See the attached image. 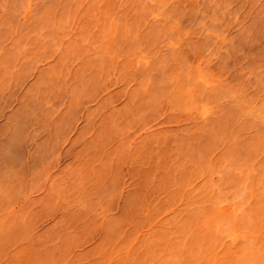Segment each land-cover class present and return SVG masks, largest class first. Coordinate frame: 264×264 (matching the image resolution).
Returning <instances> with one entry per match:
<instances>
[{
	"label": "rangeland",
	"instance_id": "rangeland-1",
	"mask_svg": "<svg viewBox=\"0 0 264 264\" xmlns=\"http://www.w3.org/2000/svg\"><path fill=\"white\" fill-rule=\"evenodd\" d=\"M10 1H11V4H13V9L15 11L11 15L7 14L8 8H7V5L5 4L6 0H0V19H1L0 20V264H12V263L13 264H86V263L88 264V262H90V264H93L92 262L94 260H95L94 261L95 264H106V263L109 264L111 261L113 262L114 260L113 259L110 261L108 259V258H111L110 256L108 258L106 257L107 255L104 256L107 258V259L105 258L106 262L101 257L103 261V262L101 261V263H100V260L97 259L96 261V258L94 259L95 256L97 257L96 254L100 256V254L97 251L101 246L102 247L104 246V248L105 246L106 248L109 247L108 250L110 251L111 246H112L111 244H114L113 241L118 242V243L115 242L116 247L119 246L118 244L124 241L123 243L124 245H120V248L123 246L124 247L127 246L125 245V241H128L129 243L128 242L126 243L132 244V246L131 245L130 247L128 246L129 249L131 248L130 251L126 247L125 248L123 247V248L128 250L130 253L131 250L132 251L134 250L132 249V247L135 245V242L137 244H141V246L142 244H146V245L148 244L149 241L147 242L146 239L149 237V235L146 233L145 234L146 236L144 235L145 239L143 238L142 235L145 232H148L150 234L151 232H153L154 230L160 227L156 224V222L159 223V221H156V218H159L160 221H162L163 219L168 220V218L166 219L167 213L165 210H167V212L169 211L168 215H170V213L172 214V212H170L171 211L170 209L175 207V201H177L176 195L172 196V194L170 193L167 194V192L171 191L170 188L174 187L175 183L173 184V181L169 182L168 179L170 178H168L167 176H169V174L173 172V170L175 172L176 170L177 171L179 170L178 171L179 173L177 172L178 174H181L183 170L178 165L179 162H177L178 164L175 163L177 167L174 169L175 165L174 164H173L174 166L170 165L173 161L172 162L166 161L167 158H169L170 153L166 151L167 147H165L166 146L165 143H164L165 146H163L165 147V149L161 147L163 150L160 149L159 144L157 145L158 146L157 148L160 149V151H158L159 149L157 150L159 152V155L161 156L162 155L165 156L167 154L169 155V156L167 155V157L165 156L166 159H164V157L162 156L164 161L169 163V165L165 164V165H168L167 167H162L164 166V163L162 164V161H163L162 157H160L158 153L156 154L157 156L154 153H152V152H155L156 150V146H155L154 151L151 150L152 144H154V141L152 138H154L156 134L159 132L160 135L158 134L154 138V139L156 138L159 139L160 136L166 130H168L169 132L168 136L169 134H171L170 132L172 131V134H173L171 135L173 136L172 142L173 140H175L174 141L175 143L176 141L179 143L181 138H183L184 136V132L182 133L183 129L186 132L187 130H189L190 128L189 126H191L192 128V125H188L189 128L188 129L186 128L185 130V127H187V124H190L189 122L192 121L194 118H191L190 116L192 120L189 119V122H187L188 120L187 119L186 120L187 124L184 122V119L186 118V116H184V119L180 121L179 120L180 116L179 118L176 117L180 114L176 113L175 111H172V109L169 108V106H167V102L164 103V101L162 100L159 101L160 97L158 99L157 96H159L158 94H161L163 90L160 91V93H157L156 86H154L155 87L154 90L156 91L153 90L154 87L151 88V86H148V85H151V82L150 84L147 85L148 87L146 88L145 95L149 93L150 96H155L154 98H156L157 101L160 102L161 104H166V106L163 105L164 106L163 108L167 107L166 111L171 110L168 112L165 111L166 113L171 112L170 114H172V112H175L176 116H175V119L173 118L174 120L173 125L169 123L171 120V117L169 119L168 116H166L167 117L166 119L167 120L169 119L168 120L169 126L167 125L168 123L162 124V122L164 121L166 122V119L164 117H161L162 114L159 111H162L165 114V112L163 111L165 109L160 110L159 107H157L159 109L158 110L156 108L158 110L157 112L160 113V114H157L156 109L153 108L154 103L156 101H154L153 105L151 106L153 109L150 108V110L149 109L148 110L150 112H153L154 110V112H156V119L158 116L159 118L161 117V119L158 118L157 120H155L154 119L155 117L152 118L150 116L151 114H148L149 111L145 107L144 108L146 110L143 107H137L136 108L137 111H134V108L131 109V107H133L134 105L135 106H139V105L137 104L132 105V102H127L129 103L128 105H130L131 103V107L126 105L127 104L126 101H130V99L128 100L127 98L131 97V101H134V99L132 100V94H131L132 92L136 91V89L134 90L133 84H132L134 81L133 77H132L133 79H131L132 83H130L132 85L130 87H132L133 89L132 91H129L131 88L130 87L128 88L126 85L128 84L127 80L129 82L130 80L125 78L127 80L124 79L125 82H123L122 80L124 76L121 75L122 79H120L121 77H116L118 76L117 74L116 76H114L115 74L114 71L116 72L117 67L114 66L113 68L112 65L108 63L107 65L105 63L104 67L106 68L104 70L105 71L107 70V72L103 71L101 69L102 67L100 69L102 70L103 73H107V76L102 75L103 73L101 74L102 75L101 76L99 75L101 73V70L99 69V65L97 66L99 69L97 73L95 74L92 73L94 70L92 69L93 70L92 71L91 68H89L90 73H88L84 66L85 64L83 63L84 65H82V61L84 60L83 62H85V58H86L85 56L86 55L88 56L91 54V53H88L89 51L92 53L97 52V49H94V52L92 49L99 47L100 45L99 43L102 42V41L99 42L100 40L99 37H102L99 35V33L101 35L103 34L102 33L103 31H100L102 30L100 29L101 28L100 25L102 24V26H104L106 22H109L107 24H110L111 22L108 20L109 19L111 20V18L113 17V14L115 15L118 13L116 12L117 10L120 11L123 9V13H121L122 11H120V13L123 14V16L127 18L126 20L128 22H131V24L133 22L132 20L129 21V19H133V20L137 19V21L139 20L138 22H135V25H133V26H136V28H138L137 27L138 24L144 23L142 19L147 18V21L145 23L152 24V25L154 24L155 26L156 22L158 23L160 20H162V17L160 16L164 17L166 15H160V16L158 15L156 16V19H154V21H151V19L153 18V15L156 14L155 12H153V14L152 13L149 14V15H152L151 17L149 16V17L143 18L145 14L144 15L141 14L142 12H138L136 9H135V13L133 12L134 6H132V2H130L129 0L128 1L130 2L132 6L131 9H129V6H128L129 4H125L127 0H114V1L112 0V2L110 1L111 5L109 6L110 3L108 4L109 7L106 6L107 8H104L102 11H100V13L104 11L103 15H105V12H107L106 9L113 11V13L111 12L112 15L108 13L110 11L107 12L106 15L108 17V20H107V17H104L103 15H102L103 16L102 18L99 12H97V14H100L99 16H97V14L96 16L94 15L96 18L95 19L94 16H92L94 14L92 13L94 12V7L91 6L93 8V9L91 8V10L93 11L88 12V14L89 13L92 14V15L90 14L89 15L94 18V21H91V22L95 24L98 22V24L100 25H96L91 28H86L85 30L88 31V36L86 37V35L84 36V34L87 32L83 33V31H85L84 28L86 26L88 27L89 24L87 25V22L86 23L82 22V20L84 18L86 21L87 17L85 18L83 16L82 20H76V21H79L78 23L80 25L78 23H75L74 21L78 17V13H79L78 11H81V16L83 13H86V12H82L81 8L79 7L81 5L78 4L77 6L76 4H74L75 2H77L75 0H10ZM63 1L67 4L66 7L64 3L62 4L64 5L63 10L66 8L69 11L65 9L67 13H65L64 12L65 10H64L63 11L64 13L62 12V14H64L62 17L64 18L65 16L67 17L70 15L68 19V23L67 22L66 23L69 25L72 22V19H74L73 20L74 24L71 23L70 25L73 24L75 26L76 24V26L68 27V25L66 24V27H65L64 25H61L63 26L61 31L59 30L60 27H58V29L53 30V31L49 29H45V28L40 29L39 31L41 33L44 30V32L42 33L43 42H44V37L46 39L48 38L47 40L49 41L44 42V43L42 42L40 47L36 46L37 43H34V41L32 40L34 39L37 33H38V36L40 35L38 39L41 38L42 34H39L40 32H38V29H37V33L33 34V31L35 33V30H36L35 29L36 25H34V22H37V18H39V20L42 19V21L45 23L48 22L50 17L58 16L60 18V12H61L60 7L62 6L61 2ZM97 1H94V2L96 3ZM103 1L104 0H102L101 3H103ZM108 1L105 3H108ZM121 1L123 5H126L128 7L123 6L122 3H120ZM151 1H152L150 3L151 5L155 4L154 8L152 7L153 5L152 6L150 4L146 5V3L143 4L144 3L143 1H142L143 2L142 4L145 6H149V9L147 7L148 10H150V7H151L150 11L152 10L154 11V9L158 10L157 8L160 5L157 7L156 2H154L153 0ZM170 1L168 2V0H166L165 2L173 4V7L176 6V8H178L180 12H182L181 14L182 16H180V13H179V17H176V18H179V20L175 18L176 20H178L177 22H180V19H181L180 17L183 18L184 15L186 17L185 19L183 18L184 21H182V23H180L179 25L182 30H180V27L178 26V24H177L178 28L174 26L176 25L177 22L173 24V27H175L177 30H179L182 33V35L180 34L181 36L184 35L182 38H184L187 35L186 33H189L187 35L188 40L181 38L182 39V40L180 39L181 41L180 40L176 41L179 43V45L181 44L180 46L182 47L181 49L180 46H178L176 43L177 47L175 48L177 49L180 48L179 52L178 51L177 52L180 53V51L182 50V53H181L182 55L184 53L183 51L185 50L184 49L185 46L183 45V43L184 44L186 43L185 45L188 48L189 46H187V44H190V42L194 41L193 42L194 44L193 43L191 44L193 47L191 48L190 46L189 49L190 48L191 49L188 50L192 52L191 54L190 52L187 51V48L185 47L186 48L185 52L186 51L188 52V53L186 52L187 57H185L187 58V63H188L187 66L190 64L189 67L191 66L192 68L194 67V69H196L195 68L196 62H197V65H199L198 68L201 67L202 70L203 68L204 70L208 69L206 67L208 66L210 71H207V73H211V71H213L216 77L213 74H209V76L211 77V75H213V77L218 78L217 79L218 84H219L218 86L215 84L216 82L215 83L212 82V84H214L217 88L219 87L220 89L222 85H228L232 89H234V87H236L237 89L239 88L241 93H243V96L247 95L248 97H250V99L253 98L255 100V103H258L256 101V98L264 94V91H263L264 88L262 87L261 89L263 93L259 89L261 87V85L259 86V84L262 82L260 81V83H258L256 81V79L260 80L261 78H262L261 80L264 81V0H226V2L224 0H221L223 2L220 3L219 1L220 4H218V7H216L217 1H215L216 3L215 7H213L214 5L213 3H211V0H210V3L213 6L210 5L207 0H197L200 4L197 3L196 0H194L196 1L194 5L191 4L192 1L190 2V0L189 2H187L188 0H179V2L178 0H173V1L170 0ZM71 2H73L74 5H76V7L74 6L75 9L71 8L72 6ZM97 3H100V0ZM97 3L94 4V6L97 5ZM120 4L122 6H120ZM134 4H137V2L136 3L134 2ZM170 4H169V8H170ZM198 4L200 6L196 7V5L198 6ZM27 5H29L30 10L29 9L25 10V7ZM47 5H50L51 7L49 8ZM201 5L206 8V10H204L205 12L203 11V9L205 8H202ZM101 6L103 5L101 4ZM101 6L100 8H102ZM112 6L113 8H111ZM119 6L121 7V9H118ZM190 6L193 8H190ZM78 7L80 10L78 9ZM95 7L97 10V6ZM200 7L202 9H199ZM194 8H195V11L196 9H199L200 11L202 10L203 14L201 15V13L200 14L198 13V15H196L197 14L196 12L198 11L196 12L193 11ZM72 9L74 11L77 10L76 12L78 13L76 12L74 13L73 11L71 12ZM145 9L146 8H144L143 13L146 12ZM190 9L196 14H194L193 12H190ZM212 9H217V11H213ZM42 10H45V12H43ZM50 11H51V15H49ZM172 11L175 13V8L170 10L169 17L171 15L172 16L174 15V14H171ZM213 12L220 14V15L218 14L215 15V17H218V20L214 17V15L208 18L207 15L209 14L210 16L213 14ZM88 14H86L85 16H88ZM204 14L206 15L204 16ZM118 16L119 17H117V19L121 17L122 20H124V17H122V15H118ZM172 16L171 18L174 17ZM197 16L198 17L204 16L205 18L207 16L209 23L207 21L206 23L210 25L208 26L209 30L207 28L208 24L206 23L203 24L202 21L205 22L204 20L199 22L200 17L197 18ZM66 17L65 19L67 20L68 17L67 18ZM166 17H165V20H166ZM93 18L91 19V17H89L88 19L93 20ZM157 18H158V21H157ZM171 18H169L170 20L168 18L167 19L171 21ZM188 18H191V19H188ZM3 19H6L8 22H5ZM113 20L115 21L114 17H113ZM113 20H111L112 23H113ZM165 20L160 21L162 22L160 23V25L161 24L164 25V22H166ZM63 21L65 22V20ZM124 21L121 22L120 20L122 25L124 24ZM169 21L166 22V25L167 23H169ZM85 24L86 26H84ZM202 24H203V27H202ZM152 25H149V26L151 27ZM169 25H172V23H170ZM197 25H201L199 26L201 30H205V31L208 30L206 31L208 34H205L206 37L202 35L201 32L203 31L198 29L199 27H197ZM82 26H83V30L81 28ZM90 26H92V24H90ZM143 26L148 27V25L146 24ZM150 27H148V29H146L145 27V30H149ZM151 28H154L153 31L155 32L156 27H151ZM139 31L137 32V35L138 33H142L141 29ZM151 31L152 30H150V32ZM162 31H161V36L164 37V40L168 38L169 39L171 38L173 40L175 39L173 37L177 34L176 33L175 35H173L175 33L173 30L172 31L174 33L171 32L170 30L169 32H166L167 31L166 30L164 31L165 33H167L166 36L169 35L168 33L170 32L171 33L169 37L165 39V35L163 34L164 32ZM209 31L211 35L214 32H217L215 34L219 33L220 36L222 37L221 39L223 40L222 41L220 40L221 42L218 41L215 38L216 35H214L215 37L211 35L209 36ZM150 32L149 34H152L150 35L151 37L155 35V33H157V32L155 33L153 32L150 33ZM206 32H203V33H206ZM143 33H144V29H143ZM147 33L148 32L146 31V34ZM199 33L205 38L201 37ZM82 34H83V38H82ZM149 34L146 35L147 36L146 41L148 40ZM198 34H199V37H201L204 41L201 38H200L201 40L199 39ZM142 36L143 34L141 35V39H143L145 43L146 42L144 39L145 35L143 38ZM191 36L192 37L194 36V40L191 39L192 41L189 39L191 38ZM153 37L157 38L158 33ZM209 37H212V38H209ZM138 38L139 37H137V39L136 37L134 38L136 40L135 44L139 43L140 41L139 43L140 46H144V45L146 46L147 42L144 44L141 42L142 40L141 39L139 40ZM150 39L152 38L149 37V40ZM153 39L154 41L157 40L155 38ZM159 39L158 41H156L158 44L160 43L159 41L163 40V38L162 40H159ZM195 40H197L198 42L200 41L199 44L202 43L201 48H199V51L201 52L202 50L203 52L202 55H199L202 52L199 54L197 52V55L196 53H193V51L194 52L198 51V47H199V44H197L198 42L195 44L196 42ZM187 41L189 43H187ZM156 42L153 43V40H152V42L150 43L155 44ZM226 42H230L231 45H229V43L227 45ZM162 43H160L161 46L162 45L165 47L169 46V45L166 46L167 44H169V43L166 44V41H164L166 45ZM139 44L137 45L139 46ZM147 44L149 46L152 45V44L150 45L149 43ZM160 44L158 45L159 47H161ZM115 45L116 47H118L119 50H122L124 54V50H123L124 47L121 46L123 48L120 49L119 46H117V44ZM155 45H153V53L150 50L151 49L150 47L146 48L144 46L146 50L148 49V51H144V53L146 52L145 53L146 57L143 54L146 60L149 58L147 60L148 64L149 62H151L149 60H152V58L154 59L155 54L158 55L157 59H160L159 61H157L158 64L162 59H164L165 61H166L165 58H168V60L171 59V55H170V59H169V56L162 58V56H164L162 53L166 52V49H164L165 51L163 50L164 51L163 52L161 50V48L163 47L162 46L160 48L162 53L159 51L160 52L159 54L158 52L159 49H157V45L156 46ZM126 46L127 45L125 44V47ZM138 46L137 47L136 45L134 46L135 47L134 50L137 51L136 57L143 52V51H139L141 50L139 49L141 47L138 48ZM101 47L102 46L100 45V49ZM196 47H197V50L195 49ZM154 48L157 49L156 51L157 53L154 52ZM124 49H127V48H124ZM116 51L114 53V56H116L115 54L118 55V51L117 52ZM150 51H151V55L149 53ZM84 53H85V56H84ZM147 53L149 54L147 55ZM167 53H168V50H167ZM119 54H121V52ZM123 54L120 56L121 57L124 56ZM198 55L199 57L201 56L205 60L204 63H202L203 59H201L202 61H199L201 57L200 58L197 57ZM126 56H128V54ZM121 57L119 58V55H118L117 58H119L120 60ZM129 57L125 59L126 65L123 64L125 62L124 61L120 63V66L125 65L123 66V69H124V67L128 66L130 63L131 64L130 66H133L132 72L130 73L131 70L128 71L129 70L128 68L130 67H127L126 71L123 69L120 70V68L118 67L119 71H117V72L125 71V73L128 71L130 73V74L127 73L129 75L128 78H130L131 74H132L131 76H134L133 75L134 68L136 69V67L137 68L141 67V66L135 65V63H138V62H135V59L128 60ZM195 57H196V60H195ZM117 58L116 60H118ZM132 58H135V57H132ZM197 58H198V61L201 63V66H200V63L197 61ZM27 59H30V60H27ZM123 59L124 58L122 57L120 61H122ZM140 59H142L141 60L142 63L145 62L144 64L145 65L147 64L146 60H144L143 62V58H141V55H140ZM190 59L195 60V63H193L194 61L193 62L190 61L189 63ZM113 60L117 62L115 59ZM128 61H131V62L128 63ZM154 61H156V59H154ZM115 62L113 63L115 64ZM118 62L116 64H118ZM208 62L209 64H207ZM89 63L90 62H87V64L90 66ZM216 63H218L219 66ZM95 64L97 65L100 63L97 62ZM96 65H95V69H97ZM102 65H104V63H102ZM134 65L136 67H134ZM81 66H84V69L86 72L84 71L83 68H81ZM92 66L93 64H91V67ZM143 66L144 65H142V68H140V70L144 69V67L146 69L147 65L144 67ZM158 66L159 65H157V67ZM57 68L59 69V72L61 73L60 76H59L60 73L59 72L57 73L58 71ZM78 69H79L78 72L81 71L83 73L76 72ZM112 69L113 71H111ZM108 70H110L112 74L110 72L108 74ZM149 70H152V69H149ZM204 70L202 72H205L206 74V71ZM54 71L56 75L55 73H53ZM157 71L156 72L154 71L155 75L153 74L154 72H150V73H152L155 76V78L158 76L157 77V81H158L160 80L159 79L160 76L156 74L158 73ZM147 72H148V69H147ZM215 72L218 74H216ZM139 73L140 72H138V74ZM90 74H93V75H90ZM138 74L135 73V78L137 80L143 76L140 73L141 77H139L140 75ZM152 74H151V77H153ZM52 75L54 77L53 80L51 79L53 78ZM81 75L82 76L85 75L84 78L90 75V77H87V80L89 78L91 79V80L89 79L90 82L88 81L87 83V80H85ZM136 75L139 78H137ZM260 75H263V77ZM48 76L49 77L51 76V77L49 78ZM58 76L59 78H57ZM127 76L125 75V77ZM259 77L261 78L259 79ZM44 78H46L45 81H44ZM149 80L150 79H148V83H149ZM153 80H155L156 82V79H153ZM214 80L217 81L216 79ZM139 81L140 80H138V82ZM42 82L43 83L46 82V85L44 83V86H42L43 85ZM160 82L161 80L158 83L159 87L161 83H163V78H162V82L161 83ZM90 84L93 86L89 87ZM137 84L138 83H135L134 81V85L137 86ZM154 84L155 83H153V85ZM85 85L87 86V88ZM163 86H162V89H163ZM165 86H164V89H165ZM254 86H256V88L258 86L257 89H259L258 93L259 94L261 93L260 95H258L257 91H254V88H255ZM211 89L213 88H209V90ZM117 91L119 92L117 93L119 97L117 94L114 93ZM73 92H77L79 94L73 95ZM109 93L111 94V97ZM211 96L212 95H210V97ZM214 96L215 95H213V98ZM217 97L218 96L216 95V98ZM263 97L264 96L261 97L260 102L261 100H263L262 99ZM133 98L137 99L138 97H133ZM259 98L257 99L258 101H259ZM142 99L143 100H141V102L144 101V98ZM220 99L223 100L224 98H221L220 96V98L216 102L221 103ZM200 100H205V103L206 104L208 103V105H206L208 110L213 108L214 105L216 104V102L213 101V99H210L208 95L205 96V99H200ZM139 101L137 102V100H135L133 103L136 102V103H140L141 105V102ZM225 101L226 103L224 104L225 105L224 108L229 109L228 104L230 103V105L233 104L230 106L232 109V106H234V102H232L233 100L231 101V100L226 99ZM214 102L215 104H213ZM160 103L156 102L155 104L157 106L158 104L160 105ZM199 103L200 105H203L204 101H200ZM223 103H221V105ZM217 105H215L214 109H216ZM121 108H123L122 109L123 111H120ZM139 109L141 111H139ZM214 109H211V110L214 111ZM222 109L220 113L221 114L223 113L224 115H226L225 114L226 112L227 117H229L227 118L228 121H226L227 120L226 117H225L226 120L223 118V120L226 121L227 124L225 123V127L224 129L222 128V130L225 131L230 125L231 126L229 128L231 130L234 129L232 128L233 126L236 129H238L239 124L237 125L234 123L235 122L242 123L244 120L240 117L237 111L234 110L235 107L233 108V110L236 112L235 115L238 118L236 116H233L235 112L232 111V113L234 112L232 114L230 111L231 109H229L228 111L226 109L225 110L223 109L225 112L222 111ZM112 110H114V112ZM116 110L119 112H116ZM127 110H129V113H127V115L128 114L130 115L125 116L124 113H126ZM211 110L208 112L209 113L211 112L210 114L212 115L213 112ZM218 110H220V108H218ZM121 112L122 113L124 112L123 113L124 115H121ZM216 112L217 111H215V113ZM208 114L203 115V116L198 115L195 117V118L201 119L202 122H204V125L202 126L201 125L199 126L198 124L196 126L195 124L196 130H199V131L202 130L203 132L201 133L204 134V130L207 127V129H211V130L206 129L209 135L210 133L208 131H213V132L215 130L217 132L221 131L219 130L221 128L218 127V125L221 126V124L220 122H218L219 124H217V121L215 119H213L214 120L213 127L215 129L211 126V123L209 124L208 119L210 118H207ZM152 115H155V113L154 114L152 113ZM193 115L195 116L197 114H193ZM211 115H210L211 118L214 117V114L212 116ZM231 115L235 117V119H232ZM182 116H181V119H182ZM215 118H216V114H215ZM217 118L219 119V116ZM197 120L195 123L198 122ZM194 121H192L191 124H193ZM224 121H221V122L224 123ZM179 122H182V123L179 124ZM164 124L167 126H165ZM184 124H185V127L183 126ZM162 125L163 127H166L164 128L165 131L163 130ZM208 125H210L212 128ZM180 126L183 127V129L180 128V131L182 130L181 131L182 137L177 136L178 134L181 135L180 131L178 132V128ZM170 127L172 130L170 129ZM175 127L177 128L178 134L174 131L176 130ZM236 129L234 130L236 131ZM153 130H156L154 131L155 133L153 132ZM231 130L230 131L229 129L226 130V131H229V135H230ZM190 131H193V130L191 129L188 132ZM235 131L233 132L235 133ZM147 133H148V136L150 134L151 135L148 137L147 135H145ZM152 133H154L155 135ZM218 134L222 135L220 132ZM186 135H187V132L184 138L190 139L193 134L187 135V136ZM144 137H147V138L152 137V138L147 139ZM202 137L201 138L198 137L197 139V138H194L193 136V139L195 140L197 139L196 141H198L199 138L202 139ZM168 140L170 139H166L167 143L169 144ZM146 141L148 142V144ZM186 141L189 142V140L187 139ZM186 141L184 140V142ZM192 141H193L192 143L193 145L191 146L190 144ZM192 141L189 142V144L186 142L188 146H185L184 149L182 148L181 150L182 155L183 154L186 155L187 153L191 155L193 152L195 154H197L196 152H198L201 155V150L203 149L202 148L201 150L199 149L201 146L197 148V144L195 145L194 140ZM206 141L208 142V139ZM206 141L202 140V145H204ZM161 142L163 145V141ZM184 142L183 143L180 142L179 146L180 147L183 146L182 144H184ZM128 143L130 144L128 145ZM175 143L174 144L170 143L172 145H169V147L173 145L176 146L177 143L176 144ZM199 143L200 142H198V145H201V143L200 144ZM125 146L126 147L128 146V148H131L132 151L134 149L132 147H136L137 150L134 149L133 151L135 154L133 153L134 155L133 154L130 155L132 153L130 149L128 151V153L131 151L129 154L125 153L126 152L124 149ZM169 147L167 148V150L169 149ZM192 147H195L194 151L193 149H191ZM207 147L208 145L206 146V148ZM209 147L213 148L211 144ZM219 147L222 148V146H219ZM196 148L198 149V151H196L197 150ZM220 148H219V154L221 152ZM171 149L173 150V154H174L175 150L173 149V147H171ZM185 149L187 153L186 152L183 153ZM207 149L203 150L202 154L203 153L204 154L202 156L206 155L208 157L209 155V159L206 158V156L205 158L207 160L205 158L202 159L203 157L200 156V158L202 157L201 159L203 160L201 164L205 163L206 165L207 161H209L208 163H210V154H211L210 151L212 152L214 151L213 150L207 151ZM5 151L6 152L9 151V152L5 153ZM176 152L177 151H175V153ZM178 154L179 153L177 152V154L175 155H178ZM212 154L213 156L216 155V151L215 153H212ZM180 156L178 155L177 157L179 158ZM191 156L195 157V155L193 154ZM170 157L173 158L174 155L173 157L172 156ZM196 157H199V156L197 155ZM159 158L162 160L161 162ZM171 158L168 159V161L171 160ZM216 158H218V156ZM175 160H178V159H175ZM205 160L206 162H204ZM164 168H165V171L166 169L170 171V172L167 171L166 175L165 173L163 174ZM217 175L219 174H216L213 177V179L216 180L215 182H219L218 177L220 178V176H217ZM152 180H153V183H150L152 182ZM201 182H202V179H201ZM166 183L168 186L170 185L169 186L170 190L167 188L168 186L166 185ZM153 184L157 186H154ZM194 184H196V182ZM197 185H198V182H197ZM155 188L156 189L160 188V190L159 189L156 190ZM164 189H167V190H164ZM54 191H56V193ZM173 191L174 190H172V192ZM181 196H182L181 194H178V199L180 197V200H181L182 199ZM169 200L171 201L170 209H168ZM160 203L163 205H160ZM156 204L158 206H155ZM178 206H179V203H178ZM175 208L178 209L177 207ZM179 208L180 210L182 208L181 202H180ZM162 216H165V218L163 217L162 219L161 218ZM151 219H153L154 221L153 220L151 221ZM152 223H155V225L157 226H155L154 228V225ZM149 224L153 225V227L151 228ZM118 240L121 242H119ZM104 243H106V245H104ZM107 243L110 245H108ZM115 245L113 246L115 247ZM148 246H152V244H148L147 247ZM137 247H139V245ZM105 249H102L101 256L103 252H107V251H103ZM143 249L141 248L140 250L142 251ZM120 250H123V249L121 248ZM118 251L119 250H117V252ZM133 252L131 253L132 256L134 255ZM138 252L139 251L137 250L136 253L139 254ZM112 253L111 251L109 252L110 255ZM115 253L114 255L113 254L112 255L115 256ZM146 253L149 254L148 252ZM122 255L124 254L119 253L117 256L120 257ZM113 256L112 258H115L113 264H115L118 261H116V257H113ZM134 257H132L131 259H133ZM136 257H135V260L137 259ZM135 260H133L131 264H134ZM120 261H122V259H120ZM128 261L129 260H127L126 262L128 263ZM126 262L125 263L121 262V264H127ZM139 262L140 261L138 260L137 264H139Z\"/></svg>",
	"mask_w": 264,
	"mask_h": 264
},
{
	"label": "bare ground",
	"instance_id": "bare-ground-1",
	"mask_svg": "<svg viewBox=\"0 0 264 264\" xmlns=\"http://www.w3.org/2000/svg\"><path fill=\"white\" fill-rule=\"evenodd\" d=\"M75 1H77V2H75L74 4H76L77 6H78V4L79 5H81V6H83V7H81V6H79L80 8H81V10H82V12H86V13H83L82 14V16H81V11H78V12H76V11H74L73 9L71 10V12L73 11L74 13L76 12V13H78V17L74 20V19H72V22L71 23H73L74 24V22H73V20L75 21V23H78L79 21H76V20H82V18H83V16L86 18V21H85V19L83 18V20H82V22H87V25H88V27L86 26V24L84 25V26H86L85 28H84V30L86 29V28H91V27H93V26H96V25H100V24H98V22L95 24V23H92L91 21H94V18H95V16H96V14H97V12H99L100 13V11H102L104 8H107L106 6H108V4H109V6L111 5V2H112V0H104L103 1V3H101L102 2V0H100V3L103 5V6H101V4L100 3H97V2H99V0L97 1V0H85V1H83V0H75ZM94 1H97L96 3H97V5H95V6H97V10H96V7L94 6V4H96ZM108 1V3H105V2H107ZM111 1V2H110ZM114 1V0H113ZM130 2H132V6H134V13H135V9L138 11V12H142L141 14H145L144 16H143V18L145 17H151L152 15H149V14H153V12H155L156 14H154L153 15V18L151 19V21H154V19H156V16H160V15H166V16H160V17H162V20H165V17H166V22H168L170 19L169 18H171V16L169 17V13H170V10L171 9H174L175 8V13L173 12H171V14H174L172 17L173 18H171V21H169V23H167V25H166V22H164V25L163 24H161V25H163V26H161L160 25V23H162V22H160V21H162V20H160L158 23L156 22V20H155V26H154V24L152 25V24H147V23H145L146 21H147V18L146 19H142L143 21H144V23L146 24V25H148V27H150L149 25H152L151 27H156L155 28V32H157L158 33V37L160 38H158L159 40H162V38H163V40H164V37L163 36H161V31L162 30H164V31H166V32H169V30L171 31V32H173L172 34L173 35H175L176 33V35L173 37V36H171V37H173V38H175V39H166L167 37H169V35H170V33H168L169 35H167L166 36V34L167 33H165L164 31H162V32H164L163 34L165 35V39L166 40H164V41H166V44L167 43H169V44H165L164 43V41L162 40V41H159L160 43H164V45H166V46H168V47H165V46H161V44H160V46L163 48H161V47H159L158 45V43L156 42V41H158V39L156 38V37H153V36H155L157 33H155L153 30H154V28H151L150 27V29L149 30H145V27H146V29H148V27L147 26H143V25H145L144 23L143 24H138V28H136V26H133V25H135V22H138L137 21V19H134V20H136V21H134L133 19H129V21L130 20H132V22L134 23H132L131 24V22H128L126 19L127 18H125L124 16H123V14H121V13H123V9L122 10H120V11H122L121 13H120V11H116V12H118V13H120V14H118V15H122V17H124V20L126 21V23H125V21L124 20H122V18L120 17V18H118L117 19V17H119L117 14H113V17H114V19H115V21L113 20V17L112 16H110V15H108V16H110V17H112L111 18V20H113V23H112V21L109 19L108 20V17H107V12L108 11H110V12H108V13H110L111 15H112V13H113V11H111V10H107L106 9V11L107 12H105V15H103L104 14V11L102 12V13H100L101 14V17L103 18V16L104 17H107V20L108 21H110L111 23L110 24H107V23H109V22H106V24L104 25V26H102V24L100 25V29H102V30H100V31H103L102 33V35L99 33V35L100 36H102V37H99V42L100 41H102L101 43H99L102 47H101V49H100V45H99V47H96V48H93L92 50H93V52H94V49H97V52H94V53H92V52H88V53H91L90 55H86L85 56V53H84V56L86 57L85 58V62H83L82 61V65H84L85 66V68H86V71L88 72V73H90V69L89 68H91V70L93 71L92 73H97L98 71H99V69L101 68L103 71H105L104 69L106 68V67H104L105 66V63L107 64H110V65H112L113 66V68H114V66L115 67H117V69H116V72L114 71V76H116V74L118 75V76H116V77H121L120 79H122V76H124V78H123V82H125L124 81V79L125 78H127V79H129L130 80V82L127 80V79H125V80H127V82H128V84H129V86H128V84L127 83H125V84H127L126 86L129 88L130 86H132L130 83H132V80L131 79H133L134 78V81H135V83H138L137 84V86L136 85H134V81H133V88H134V90L136 89V91L135 92H132L131 94H132V100L134 99V101L135 100H137V102L139 101V102H141V100H143L142 98H144V101H142L143 102V104H142V102H141V105H143V106H141L140 105V103H133L134 101H131V97L130 98H127L128 100L130 99V101H126V103L127 102H132V105H134V104H137V105H139V106H133V107H131V103H130V105H128L129 103H127L126 105L127 106H130L131 107V109H133L134 108V111H137V107H145V108H147V110L149 109L150 110V108L151 109H156L157 107H159V109L160 110H163V109H165V110H163L164 112L166 111V108L167 107H165V108H163L164 106L163 105H165L166 106V104H161L160 102H158L157 101V99L156 98H154L155 96H150L149 95V93L148 94H146L145 95V92H146V88L148 87V86H151V88H153L154 86H156V90H154L155 89V87L153 88V90L154 91H156L157 93H160V91H162L161 92V94H158L159 96H157L158 97V99H159V97H160V99H159V101H164V103L165 102H167V106H169V108H171L172 109V111H175L176 113H178V114H180V115H178V116H176V114H175V112H172V114H170L171 112H169V113H166V112H168V111H171V110H168V111H166L165 112V114L162 112V111H159L161 114H162V116L161 117H164L165 119L167 118L166 116H168L169 117V119H170V117H171V120H172V122H171V120H170V122L169 123H171L172 125H173V122H174V120H173V118L175 119V116L176 117H178L179 118V116H180V118H179V120L180 121H182L183 119H184V116H186V118L184 119V122L186 123V120H187V122H189V119L190 120H192L191 118H194L195 119V121H194V119L192 120V121H194L193 122V124H191V122L192 121H190L189 123L190 124H187V127H185V124L183 125L184 127H185V130H186V128L188 129L189 127V130H193V131H190V132H188L189 130H187L186 132H187V135H191V134H193L192 135V137L190 138V139H188V138H186L187 140H189V142H191L192 140H194V144L196 145L197 144V148H199V146H201L199 149L201 150V148L203 149V150H206L209 146H210V144H211V146H213V148L212 147H209L208 149H207V151H210V150H213L214 152H212V151H210V153L212 154V153H215V151H216V155H214L213 156V154L211 155L210 154V163H208L209 161H207L206 162V158H208L209 159V155H208V157L206 156V158H205V156H202L203 154H202V152H203V150H201V155H200V153H198V152H196L197 154H195L194 152L192 153L193 155H195V157L194 156H191L189 153H187L186 152V149L184 150V152L183 153H187V154H189V155H182L181 153V150H182V148L184 149L185 148V146H188L187 144H186V142L189 144V142L188 141H186V139L184 138V136H185V134H186V132L184 131V129H183V127H179L178 128V132L180 131V128H182L183 129V131H182V133L184 132V136H183V138H181L182 137V133H181V131H180V134L181 135H179L178 134V132H177V128H176V130H174L177 134V136L179 137V136H181L180 138H181V140H180V142H184V140L186 141V142H184V144H182L183 146H179V144H180V142L178 143L177 141H176V143L174 142L175 140H173V142H172V138H173V136H171V135H173L172 134V131L170 132L171 134H169V136H168V130H164V128H166V127H163V125H162V128H163V130L165 131V132H167V133H161L162 135L160 136V138H162V137H164V138H162V139H158V138H156V139H154L158 134L160 135V133L158 132H156L157 134H156V136L154 137V138H152L153 137V135H152V137H150V138H147V137H144V138H147V139H153V141H154V144H152V147H151V150L152 151H154L155 150V146H156V150H155V152H152V153H154L155 155L158 153V155H159V152L158 151H160V149H162V148H164L165 149V147H169V145H172V144H170V143H175L176 144V146H171V147H173V149L175 150V151H177L179 154V158L181 159H179L177 156L178 155H175V154H177V152L175 153V151H174V154H173V150L171 149V147H169V149L167 150V148H166V151L168 152V153H170L169 155L170 156H172L173 157V155H174V157L173 158H171L168 154V156H169V158H167V162H172L170 165H175V167H174V169L177 167V165L175 164V163H177V162H179V166L182 168V170H183V172H181V174H178L179 172V170L177 171L176 170V172L173 170V172H171L170 174H169V176H167L168 178H170V179H168L169 180V182L171 181H173V184L175 185L174 187H172V188H170L171 189V191H168L167 192V194L168 193H170V194H172V196L174 195H176V200L177 201H175V207H177L178 209H179V211H178V209H176L175 207H173V208H175V209H170L171 207V198H170V200H169V204H168V207H166V208H168V209H170L171 211L170 212H172V214L170 213V215H168L169 214V211L167 212V210H165L166 211V213H167V217H166V219L168 218V220H164L163 219V217L165 218V216H162L161 218L163 219L162 221H164V222H162V221H160L159 220V218H156V221H159V223L158 222H156V224L158 225V226H160L158 229H156V230H154L153 232H151V231H149V232H151L150 234L148 233V232H145L142 236H143V238H144V235L147 233L148 235H149V237L146 239V241L148 242V244H152V246H148L147 247V245L146 244H142V246H141V244H137L136 242H135V247L133 246L132 247V249H134L133 251L135 252H133L132 250H131V252L129 253V251H130V249L128 248V246L130 247V245L132 246V244H128L129 242L128 241H125V245H127V246H125L128 250H126V249H124L123 247H121L123 250H124V252H123V250H120L121 248H120V245H124L123 243H124V241H119V242H121L120 244H118L119 246H117L116 247V245H115V242L116 241H113L114 242V244H111L112 246L113 245H115V247L113 246V248H115V249H113L112 248V246H111V253L114 255V253H115V256H113L112 254L110 255L109 254V247L108 248H106V246H105V248H104V246L102 247H100L99 249H98V253L100 254V256L98 255V254H96L97 255V257L95 256L94 257V259L96 258V261H97V259L98 260H100V263H101V261H102V258H103V260L105 261L109 256L112 258V256L113 257H116V261H118V262H116L115 264H121V262L122 263H125L127 260H129V261H131V262H129L128 261V263L129 264H131L132 263V261L133 260H135V257L137 258L134 262L137 264L138 263V260L140 261L139 262V264H264V97L262 98L263 100H261V102H260V99H261V97L262 96H264V94L261 96L259 93H258V90L260 89H262V87L264 88V81H262L261 79V77H259V79L260 80H258V79H256V81L258 82V83H260V81L263 83H260L259 84V86L261 85V87L259 88V89H257L258 88V86H257V88H256V86H254L253 88H254V91H257V93H258V95H260V96H258V98H259V101L257 100L258 98H256V96H255V98H256V101L259 103H255V100L252 98V99H250V97H248L247 95L246 96H243V93H241V91H240V89L238 88H236V87H234V89H232V88H230L228 85H222L221 87H220V89H219V87L217 88L214 84H212V82L213 83H215L217 86L219 85L218 84V78H215L216 77V75L214 74V72L213 71H211V73H207V71H210L209 70V67L208 66H206L208 69H205L204 70V68H203V70L204 71H206V74H205V72H202L203 70H202V68L200 67V68H198L199 67V65H197V62L195 63V60H196V57H195V60H189V63H190V61H194L193 63H195V68L196 69H194V67L192 68L191 66L189 67V65L187 66V58H185V57H187L186 56V52L188 51V50H190L193 46L191 45L194 41H192V40H194V36L192 37L191 36V38H189L192 42H190V44H187V46H191V48L189 49V47L187 48L186 47V43L184 44L183 43V45L187 48V51L185 52V50H186V48L184 47V53L181 55V53H182V50L180 51V53H178L179 52V50H180V48L182 49V47L179 45V43L178 42H176L177 40H180L183 36H181L182 35V33L179 31V30H177L175 27H173V24H175V22H177L178 20H179V18H176V17H179V13H180V16H182L181 14H182V12H180V10L178 9V8H176V6H174L173 7V4H170V3H167V2H165L166 0H153L154 2H156V6L158 7L159 5V7L157 8L158 10H156V9H154V11L152 10V11H150L151 10V7H150V10H148L149 9V6H145V5H143V4H145L146 3V5L147 4H150L152 1L151 0H129ZM128 0L126 1V3L125 4H129L128 6H129V9H131L132 8V6H131V4H130V2H129ZM136 3L137 2V4H134V2ZM144 3H143V2ZM148 3H147V2ZM170 0H168V2H169ZM173 1V0H172ZM192 1V3L191 4H195L196 3V1H194V0H190V2ZM208 2H209V4L210 5H212L211 3H213V7H215V1H217V6L216 7H218V4H220V3H222L223 1H221V0H211V3H210V0H207ZM219 1H220V3H219ZM225 2H226V0H224ZM123 2H125V1H123ZM129 2V3H128ZM171 2V1H170ZM178 2H179V0H178ZM187 2H189V0L187 1ZM224 2V3H225ZM65 4V7H66V3L63 1V2H61V5L62 4ZM72 3V6H71V8H74L75 9V7H76V5H74L73 4V2H71ZM120 3H122V1L120 2ZM143 3V4H142ZM197 3H199L198 1H197ZM253 3V2H252ZM5 4L7 5V8H8V13L7 14H9V15H11L12 13H14L15 11H14V9H13V4H11V1L10 0H6V2H5ZM100 4V5H99ZM104 4H105V6H104ZM169 4H170V8H169ZM200 4V3H199ZM198 4V6L196 5V7H199L200 5ZM206 4H208V3H206ZM98 5H99V7H98ZM122 5H123V3H122ZM121 4H120V6H122ZM136 5V6H135ZM151 5V4H150ZM153 5V4H152ZM151 5V6H152ZM155 5V4H154ZM154 5L152 6L153 8H154ZM168 7H167V6ZM190 5V4H189ZM49 8L51 7L50 5H47ZM63 6V7H62ZM61 7H60V9H61V12H60V18L57 16H55V17H50V19L48 20V22L47 23H45V22H43L42 21V19H40L39 20V18H37V22H34V25H36L35 26V33H34V31H33V34H36L37 33V29H38V32H40L39 30L40 29H49V30H56V29H58V27H60V31L62 30V28H63V26H61V25H64L65 27H66V24L68 23V19H69V17H70V15L69 16H65L66 18H67V20L65 19V17L63 18L62 16L64 15V14H62V12L66 9H64L63 10V8H64V5H62ZM75 6V7H74ZM94 7V12H92V13H94L93 15L92 14H90V15H92V16H94V18L92 17V16H90L89 14H88V12H90V11H93V10H91V8L92 7ZM100 6L102 7V8H100ZM108 6V7H109ZM119 6V7H120ZM123 6H126V5H123ZM128 6H126V7H128ZM145 6V7H144ZM155 6V7H156ZM209 6V5H208ZM79 7H78V9H79ZM86 7V8H85ZM118 7V9H121V7L119 8ZM146 8L145 9V13H143L144 12V8ZM147 7H148V9H147ZM195 7V6H194ZM201 7L202 8H205V7H203L202 5H201ZM199 8V9H202V8ZM212 7V8H213ZM68 8V7H67ZM70 8V9H71ZM85 10H83V9ZM111 8H113V6L111 7ZM152 8V9H153ZM190 8H193V7H191L190 6ZM29 9V5H27L26 7H25V10H28ZM69 9V8H68ZM93 9V8H92ZM109 9V8H108ZM167 9V10H166ZM179 10V12H178V10ZM199 9H196V11H198V12H196L195 11V8H194V10L193 11H195V12H193V11H191V9H190V12H193L194 14H196V15H198V13L200 14L201 13V15L203 14V12H202V10L200 11ZM30 10V9H29ZM67 10V9H66ZM64 11L65 13H67V11H69V10H67V11ZM80 10V9H79ZM147 10H148V12H147ZM156 10V11H155ZM166 10V11H165ZM204 10H206V8L205 9H203V11ZM213 11H217V9H212ZM212 10H211V12H212ZM41 11V10H40ZM43 12H45V10H42ZM96 11V12H95ZM150 11V12H149ZM168 11V12H167ZM176 11H177V13H176ZM200 11V12H199ZM210 11V10H209ZM28 12H30V11H28ZM63 12V13H64ZM112 12V13H111ZM167 12V13H166ZM205 12V11H204ZM147 13H148V15H147ZM164 13V14H163ZM27 14H29V13H27ZM39 14V13H38ZM62 14V15H61ZM86 14H88V16L89 17H91V19L93 18V20H89L88 18V16H85ZM100 14H97V16H99ZM131 14V13H130ZM133 14V13H132ZM178 14V15H177ZM218 13H215V12H213V14L212 15H210L209 16V14L207 15L208 16V18L209 17H212L213 15H214V17H215V15H217ZM49 15H51V11L49 12ZM67 15V14H66ZM103 15V16H102ZM117 15V16H116ZM147 15V16H146ZM195 15V16H196ZM206 14H204V16H205ZM218 15H220V14H218ZM79 16H80V18H79ZM125 16H126V14H125ZM204 16H202V17H198L197 16V18H199V22H201L202 20H204L205 22H203L202 21V23L204 24V23H206V21L209 23V20H208V18H207V16H206V18L204 17ZM72 17V16H71ZM74 17V16H73ZM109 17V18H110ZM2 18V17H1ZM169 20H168V19ZM178 19V20H176V19ZM181 19H180V22H177L176 23V25H174V26H176L177 27V24H178V26L180 25V23H182V21H184V19L186 18L185 17V15H184V19L182 18V17H180ZM203 18V19H202ZM205 18V19H204ZM217 20H218V17H215ZM96 19V18H95ZM117 19V20H116ZM176 21H175V20ZM183 19V20H182ZM188 19H191V18H188ZM211 19V18H210ZM215 19V20H216ZM1 20V19H0ZM5 22H8L6 19H3ZM39 20V21H38ZM63 20H65V22L63 21ZM118 20H119V22H120V20H121V22H123L124 21V24L122 25V23L120 22H118ZM168 20V21H167ZM196 20H198V19H196ZM64 23H63V22ZM148 21H150V20H148ZM157 21H158V18H157ZM174 21V22H173ZM187 21V20H186ZM211 21V20H210ZM214 21V20H213ZM212 21V22H213ZM262 21V20H261ZM67 22V23H66ZM82 22H80V23H82ZM91 22V23H90ZM118 22V23H117ZM198 22V23H199ZM259 22V21H258ZM37 23V24H36ZM70 23V24H71ZM116 25H115V24ZM128 23H129V25H128ZM152 23V22H151ZM170 23H172V25H169ZM208 23H206V24H208ZM68 25V27L69 26H74L73 24L72 25ZM79 24V23H78ZM90 24H92V26H90ZM94 24V25H93ZM157 24V25H156ZM203 24H202V27H203ZM80 25V24H79ZM83 25V24H82ZM118 25V26H117ZM141 25V26H140ZM158 25H159V27H158ZM166 25V26H165ZM212 25V24H211ZM75 26H76V24H75ZM74 26V27H75ZM78 26V25H77ZM199 26H201V25H197V27H199ZM205 26V25H204ZM208 26H210L209 24L207 25V28H208ZM262 26V25H261ZM67 27V28H68ZM70 27V28H71ZM119 27V28H118ZM180 27V26H179ZM201 27V28H202ZM82 28V30H83V26L81 27ZM136 28V29H135ZM144 29V33H143V29ZM158 28H159V30H158ZM178 28V27H177ZM205 28V27H204ZM142 30V33H138V35H137V32L139 31V30ZM160 29H161V31H160ZM198 29H200V27L198 28ZM72 30V29H71ZM99 30V29H98ZM150 30H152L151 32H150ZM173 30V31H172ZM180 30H182L181 29V27H180ZM201 30V29H200ZM199 30V31H200ZM208 30H209V28H208ZM208 30H206V31H208ZM134 31V32H133ZM136 31V32H135ZM146 31L148 32L147 34H146ZM159 31H160V33H159ZM179 31V32H178ZM201 31H203V32H206L205 30H201ZM43 32H44V30H43ZM42 32V33H43ZM84 32H87V33H85L84 34V36L86 35V37L88 36V31L87 30H85V31H83V33ZM99 32V31H98ZM139 32H141V31H139ZM149 32L150 33H155V35H153L152 37L150 36V35H152V34H149ZM203 32H201L202 33V35L203 36H205V34H208L207 32L206 33H203ZM41 32L39 33V34H42ZM71 33V32H70ZM133 33H134V35H133ZM186 33V32H185ZM215 33H217V32H214V33H212V35L210 34V31H209V36L211 35V36H213V37H215L214 35H216V39L218 40V41H222L223 39H221L222 37L220 36V34L218 33V34H215ZM143 34V36H142V38L144 37V35H145V41H146V39H147V36L146 35H148L149 34V37L150 38H152V39H150L149 40V37H148V40L146 41L147 43H149L150 45L152 44V43H150V42H152V40H153V43L154 42H156L155 44L157 45V49H159L158 50V52L160 51L161 52V50L163 51L164 49H166V52H164V53H162L164 56H162V58H164V57H167V56H169V59H170V55H171V59L170 60H168V58H165L166 59V61L164 60V59H162L160 62H159V64H158V62L157 61H159L160 59H157L158 57V55H154L155 57H154V59H156V61H154V59L152 58V60H149V61H151V62H149V64H148V62H147V60L149 59H147L146 60V58H144V56L146 57V55H145V53H144V51H148V49L146 50V48L147 47H150L151 49V51H152V53H153V45H155V44H152L151 46H149L146 42V48H144V46H140V39H141V35ZM162 34V35H163ZM181 34V35H180ZM187 35L189 34V33H186ZM185 34V35H186ZM197 34V33H196ZM200 34V33H199ZM199 34H198V37H199ZM140 35V36H139ZM160 35V36H159ZM187 35L184 37V38H182V39H187L188 40V38H187ZM201 35V34H200ZM201 35V37H203ZM37 36V37H36ZM40 36V35H39ZM39 36H38V33L35 35V37H34V39L32 40V41H34V43H37L36 44V46H39L40 47V45H41V43L43 42V34L41 35V38L40 39H42V40H40V39H38L39 38ZM196 36V35H195ZM86 37H84V38H86ZM136 37V39H137V37H139L138 39L139 40H137V41H139V43H137V44H139V46L137 45V44H135V38ZM177 37V38H176ZM180 37V38H179ZM197 37V36H196ZM195 37V38H196ZM201 37H199V39L201 38ZM206 37V36H205ZM205 37H203V38H205ZM208 37V36H207ZM82 38H83V34H82ZM103 38V39H102ZM153 38H155V39H157L156 41H154V39ZM209 38H212V37H209ZM48 39V38H47ZM45 37H44V42H48L49 40H47ZM102 39V40H101ZM131 39V40H130ZM181 39V40H182ZM198 39V40H199ZM202 39V38H201ZM200 39V40H201ZM46 40V41H45ZM104 40V41H103ZM128 40V41H127ZM142 41V43H144V40L143 39H141ZM168 40V41H167ZM180 40V41H181ZM203 40V39H202ZM36 41V42H35ZM179 41V42H180ZM196 42H195V44L198 42L197 40H195ZM204 41V40H203ZM220 41V42H221ZM43 42V43H44ZM104 42V43H103ZM127 42V43H126ZM184 42V41H183ZM67 43H69V42H67ZM66 43V44H67ZM129 43V44H128ZM134 43V44H133ZM142 43H141V45H142ZM144 43V44H145ZM162 43V44H163ZM176 43H177V45L178 46H180V48H175V47H177V45H176ZM187 43H189L188 41H187ZM200 43V41L197 43V44H199ZM227 43V45H228V43H229V45H231L230 44V42H226ZM39 44V45H38ZM73 44V43H72ZM71 44V45H72ZM115 44H117V46H119V48L121 49V48H127V49H124L123 48V50H124V54H123V51L122 50H119L118 49V47H116V45ZM125 44L127 45L126 47H125ZM194 44V43H193ZM202 44V43H201ZM201 44H199V47H198V51H196L197 50V47L195 48L196 50V52H194L193 50V53H196V55H197V52H198V54L199 53H201L202 52V50H201V52L199 51V48H201ZM71 45H70V47H71ZM136 45V47L138 46V48L139 47H141V48H139V49H141V50H139V51H143L140 55H141V58H143V62H144V60H146V65L148 66H146L144 63H142L141 62V60L142 59H140V55H138L137 57H136V50H134L135 49V46ZM155 45V46H156ZM182 45V46H183ZM68 46H69V44H68ZM68 46H66V47H68ZM121 46H123V47H121ZM129 46V47H128ZM196 46V45H195ZM42 47V46H41ZM133 47V48H132ZM144 49H143V48ZM37 48V47H36ZM160 48H161V50H160ZM98 49H100V50H98ZM115 49V50H114ZM143 49V50H142ZM156 48H154V52H156L157 51V49L155 50ZM177 49V50H176ZM37 50V49H36ZM91 50V49H90ZM91 50V51H92ZM118 51V55H119V58L121 57L120 55H124V56H122L124 59L122 60V61H120L121 59H122V57H121V59L119 60V58H117L118 57V55L117 54H115L116 56H114V53H115V51ZM167 50H168V53H167ZM96 51V50H95ZM116 51V52H117ZM151 51L149 52L150 53V55H151ZM178 51V52H177ZM78 52H80V51H78ZM121 52V54H119ZM160 52H159V54H160ZM188 52H190V54L192 53L191 51H188ZM187 52V53H188ZM149 53H147V55L149 54ZM157 53V52H156ZM165 53H166V55H165ZM171 53V54H170ZM83 54V53H82ZM128 54V56H126ZM143 54H144V56H143ZM203 54V52L201 53V54H199V55H202ZM199 55L197 56V57H199ZM130 56V57H129ZM143 56V57H142ZM183 57V59L184 60H186V61H184L183 59H182V57ZM188 56H190V55H188ZM192 56H194V55H192ZM118 59V60H116V58ZM127 57H129L128 58V60H134L135 59V62H138V63H135V65H137V66H141L140 68H142V65H144V66H146V69H145V67H144V69H142V70H140V68H137L135 65H134V67H136V69L134 68V71H135V73L136 74H138V72H140L141 73V75H143L142 77H141V75H140V73L138 74V75H140L139 77H141V78H139L137 75H136V77L137 78H139L138 80H140L139 82H138V80L135 78V73H134V71H133V75L134 76H131L130 75V78H128L129 77V75L128 74H130L131 72H132V70H133V66H130L131 64L129 63V62H131V61H128V63H129V65L128 66H126V67H124V69H123V66H125L126 64V61H125V59L127 58ZM132 57H135V58H132ZM148 57H150V56H148ZM201 57V56H200ZM199 57V58H200ZM150 58V59H151ZM160 58V57H159ZM194 58V57H193ZM84 59V58H83ZM113 59H115L117 62L118 61H120V62H118V64H116L117 62H115ZM137 59V60H136ZM139 59V60H138ZM189 59V58H188ZM201 59H203L202 57L199 59V61H202ZM27 60H30V59H27ZM113 60V61H112ZM125 61V62H124ZM140 61V62H139ZM165 61V62H164ZM167 61H169V62H167ZM184 61V62H183ZM197 61H198V58H197ZM198 61V62H199ZM204 59H203V61H202V63H204ZM27 62V61H26ZM87 62H90L89 64H90V66L87 64ZM100 63V64H95V63ZM113 62H115V64L117 65H115L114 63L112 64ZM122 62H124L123 64H125V65H121L122 66V68H121V66H120V63H122ZM132 62H134V61H132ZM155 62V63H154ZM84 63V64H83ZM102 63H104V65H102ZM127 63V64H128ZM163 63V64H162ZM164 63H166V64H164ZM186 63V64H185ZM200 63V62H199ZM198 63V64H199ZM86 64H87V66H86ZM91 64H93V66L91 67ZM107 64V65H108ZM134 64V63H133ZM132 64V65H133ZM141 64V65H140ZM161 64V65H160ZM192 64V63H191ZM207 64H209V62L207 63ZM217 65H218V63H216ZM95 65H96V68L98 69V65H99V69L97 70V69H95ZM149 65H150V67H149ZM153 65H155V66H153ZM157 65H159L158 67H157ZM186 65V66H185ZM193 65V64H192ZM84 66H81V68H83L84 69ZM152 66H153V68H152ZM194 66V65H193ZM197 66V67H196ZM200 66H201V63H200ZM219 66V65H218ZM104 67V68H103ZM120 68V70L121 69H123V70H127V67H130V68H128L129 70L128 71H130V73L127 71L126 73H125V71H121V72H117V71H119V68ZM81 68H80V70H81ZM155 68V69H154ZM156 68H158V69H156ZM161 68H163V69H161ZM100 69V70H101ZM147 69H148V72H147ZM149 69H152V70H149ZM201 69V70H200ZM57 73L59 72V69L57 68ZM95 70H97V71H95ZM102 70H101V73L99 74V75H101L103 72H102ZM158 70V71H157ZM162 70V71H161ZM216 70V69H215ZM56 71V70H55ZM55 71L53 72V73H55ZM79 71V69L76 71V72H78ZM84 71H85V69H84ZM85 71V72H86ZM111 71H113V69L111 70ZM111 71L110 70H108V74H109V72L111 73ZM142 71V72H141ZM145 73H144V72ZM157 71L158 73H156L157 75H159L160 77H159V79L161 80V82H162V78H163V83H161V85H160V87H159V85H158V83H159V81L160 80H158L157 81V77L155 78V72ZM217 71V70H216ZM105 72H107V70L105 71ZM123 72V73H122ZM150 72H154L153 74L152 73H150ZM161 72V73H160ZM52 73V74H53ZM60 73V72H59ZM78 73H83V72H78ZM128 73V74H127ZM142 73H144V74H142ZM160 73V74H159ZM216 73V72H215ZM218 73H219V71H218ZM218 73H216V74H218ZM112 74V73H111ZM149 74H150V76H149ZM151 74H152V76L154 77H151ZM208 74V75H207ZM209 74H213L215 77H213V75H211V77L209 76ZM54 75V74H53ZM53 75H52V77H53ZM55 75H56V73H55ZM58 75V74H57ZM61 75V73L59 74V76ZM90 75H93V74H90ZM90 75L89 76H86L85 78H84V76H82L85 80H87V77H90ZM102 75H106L107 76V73H103ZM101 75V76H102ZM120 75V76H119ZM122 75V76H121ZM125 75L127 76V77H125ZM163 77H162V76ZM59 76L57 77V78H59ZM260 76H262L263 77V75H260ZM49 77V76H48ZM51 77V76H50ZM49 77V78H50ZM56 77V76H55ZM133 77V78H132ZM217 77H218V75H217ZM79 78H81V77H79ZM151 78H153V79H156V82H155V80H153V79H151ZM212 78V79H211ZM258 78V77H257ZM45 79L46 78H44V81H45ZM52 80L54 79V77L53 78H51ZM90 79V78H89ZM89 79L87 80V83H88V81H89ZM148 79H150L149 80V83H148ZM214 79H216L217 81H215ZM91 80V79H90ZM51 81V80H50ZM107 81H109V80H107ZM86 82V81H85ZM84 82V83H85ZM90 82V81H89ZM150 82H151V85H148V84H150ZM155 83L154 85H153V83ZM252 82V81H251ZM250 82V83H251ZM43 83V82H42ZM42 83H41V85H42ZM45 83V85H46V82H44ZM44 83H43V85L42 86H44ZM109 83V82H108ZM245 83V82H244ZM93 84V83H92ZM124 84V83H123ZM122 84V85H123ZM157 84V85H156ZM108 85V84H107ZM148 85V86H147ZM165 86V89H164V86ZM211 85H212V87H211ZM247 85V84H246ZM257 85V84H256ZM263 85V86H262ZM86 86V85H85ZM91 86H93V85H91L90 84V86L89 87H91ZM124 86V85H123ZM137 87V88H135V87ZM162 86H163V89H162ZM105 87V86H104ZM215 87V88H214ZM86 88H87V86H86ZM131 89L129 90V91H132V87H130ZM209 88H213V89H211V90H209ZM236 88V89H235ZM159 89V90H158ZM161 89V90H160ZM217 89V90H216ZM75 90V89H74ZM73 90V91H74ZM150 90V89H149ZM166 90V91H165ZM128 91V92H129ZM264 91V90H263ZM263 91L261 90V92L263 93ZM213 92V93H212ZM75 93V94H74ZM115 94H117V93H119L118 91L117 92H114ZM114 93H112V94H114ZM155 93V92H154ZM209 93H210V95H212L211 97H210V95H209ZM212 93V94H211ZM215 93V94H214ZM255 93V92H254ZM77 94H79V93H77V92H73V95H77ZM110 94V93H109ZM143 94H144V96H143ZM118 95V94H117ZM141 95H142V97H141ZM208 95V97L210 98V99H213V101H218V99L220 98V96H221V98H224L225 100L226 99H228V100H233L232 102H234V106H232V109H231V105H233V104H231L230 105V103L228 104L229 105V109H231L230 111H231V113H232V111H237V113L240 115V117L244 120L242 123H239V122H235L234 124H239L238 125V129H236L233 125V127L232 128H234V129H236V131L233 129V130H231L229 127L231 126H229L226 130H228L229 129V131L231 130V132H230V135H229V131H223L222 130V128L224 129V127H225V123H226V121H228V119L227 118H229V117H227V113L224 111L225 109L228 111L229 109H227V108H224L225 107V103H226V101L223 99H220L221 100V103H223L222 105H221V103L220 102H216V104H215V102L213 103V104H215V105H217L218 103H220V104H218L217 106H216V109H214L215 108V105H214V107L213 108H211V109H214V111H212L211 109V111L213 112L212 113V115L214 114V117H210V113L208 112V111H210V110H208V108L206 107V105H208V103L206 104L205 103V100H200V99H205V96H207ZM213 95H215L214 96V98H213ZM216 95L219 97H217L216 98ZM255 95V94H254ZM257 95V94H256ZM141 97V99H140V97ZM110 97H111V94H110ZM118 97H119V95H118ZM117 97V98H118ZM133 97H138L139 98V100H138V98L136 99V98H133ZM246 97V98H245ZM248 97V98H247ZM112 98H114V97H112ZM124 98V97H123ZM110 99V98H109ZM126 99V100H127ZM217 99V100H216ZM114 100H116V99H114ZM124 100V99H123ZM122 100V101H123ZM197 100V101H196ZM219 100V101H220ZM113 101V100H112ZM121 101V102H122ZM154 101H156L157 103H160V105L158 104L157 106H156V102L154 103ZM200 101H204V103H203V105H200ZM263 101V102H262ZM109 102H111V101H109ZM125 102V101H124ZM111 103H113V102H111ZM153 103H154V107L152 108L151 106L153 105ZM163 103V102H162ZM202 103V102H201ZM228 103V102H227ZM212 104V105H213ZM224 105V106H223ZM227 105V104H226ZM156 106V107H155ZM223 106V107H222ZM227 107V106H226ZM235 107V109L233 110V108ZM142 108V109H143ZM144 108V109H145ZM209 108H210V106H209ZM218 108H220V110H218ZM224 110H223V109ZM123 108H121V110L120 111H123L122 110ZM129 109V108H128ZM141 109V108H140ZM139 109V111H141ZM143 109V110H144ZM158 109V108H157ZM156 109V112L159 110H157ZM221 109H222V111H224L225 112V114L226 115H224L223 113L221 114L220 112H221ZM146 110V109H145ZM148 110V111H149ZM113 112H114V110H112ZM133 111V110H132ZM152 111V110H151ZM215 111H217L216 113H215ZM234 111V112H235ZM116 112H119V111H117L116 110ZM131 112V111H130ZM156 112H154V110H153V112H148V114H151L150 116L152 117V118H154L155 120H157L158 118H159V116L157 117V119H156ZM194 112V113H193ZM233 112V113H234ZM124 113V112H123ZM122 112H121V115H124L125 114V116L127 115V113H129V110H127L126 111V113H124L123 114ZM152 113L154 114L155 113V115H152ZM160 113H158L157 112V114H160ZM192 113V114H191ZM210 115H209V114ZM232 113V114H233ZM115 114H117V113H115ZM167 114V115H166ZM184 114V115H183ZM193 114H197V115H193ZM206 114H208V116H207V118H210V119H208L209 120V124L211 123V126L213 127L214 126V124H213V122H214V120L213 119H215L216 121H217V124H219L218 122H220V124H221V126L220 125H218V127H220L221 129H219V130H221V131H219L222 135H220V134H218L219 132H217L216 130L213 132V131H208L209 133H210V135L207 133V130H211V129H207V127H206V129L204 130V134L203 133H201V132H203L202 130L201 131H199V130H196V126H197V124L200 126H202V125H204V122H202V120L201 119H198V118H195L196 116H198V115H200V116H203V115H206ZM215 114H216V118H215ZM219 114V115H218ZM236 114V112L233 114V116H236L235 115ZM117 115H119V114H117ZM116 115V116H117ZM128 115H130V114H128ZM127 115V116H128ZM164 115V116H163ZM174 117H173V116ZM183 115V116H182ZM211 115V116H212ZM219 116V119L217 118L218 116ZM222 115V116H221ZM224 115V116H223ZM110 116H112V115H110ZM181 116H182V119H181ZM188 116V117H187ZM190 116H191V118H190ZM194 116V117H193ZM232 116V115H231ZM232 116V119H235V117H233ZM161 117L159 118V119H161ZM220 117H221V119H220ZM225 117H226V119H225ZM237 117V116H236ZM163 118V119H164ZM223 118L226 120V121H224L223 120ZM238 118V117H237ZM236 118V119H237ZM110 119V118H109ZM164 119V120H165ZM168 119V120H169ZM198 119V120H197ZM62 120V119H61ZM60 120V121H61ZM164 120H162V121H164ZM168 120L166 119V122L164 121V122H162V124L163 123H165V124H167L168 123ZM178 120V121H179ZM196 120L198 121L197 123H195L196 122ZM200 120V121H199ZM220 120V121H219ZM116 121V120H115ZM177 121V120H176ZM221 121H224V123L223 122H221ZM62 122V121H61ZM60 122V123H61ZM202 122V123H201ZM115 123V122H114ZM122 123V122H121ZM156 123V122H155ZM159 123V122H158ZM161 123V122H160ZM169 123L167 124L168 126H169ZM180 123H182V122H179V124ZM201 123V124H200ZM164 124V125H165ZM171 124H170V126H171ZM195 124H196V126H195ZM227 124V123H226ZM161 125V124H160ZM167 125H165V126H167ZM188 125H192V128H191V126H189L188 127ZM237 125H235V126H237ZM208 126H210V125H208ZM210 126V127H211ZM160 127V126H159ZM211 127V128H212ZM161 128V127H160ZM159 128V129H160ZM169 128V127H168ZM167 128V129H168ZM195 128V129H194ZM214 128V127H213ZM170 129H171V127H170ZM215 129V128H214ZM172 130V129H171ZM154 131H156V130H153V132ZM197 131H198V133H197ZM233 131H235V133L233 132ZM237 131H238V133H237ZM150 132V131H149ZM161 132V131H160ZM192 132V133H191ZM215 134H213V133ZM155 133V132H154ZM154 133H152V134H154ZM225 133V134H224ZM234 133V134H233ZM165 134V135H164ZM213 134V135H212ZM224 134V135H223ZM226 134H228V135H226ZM145 135H147L148 136V133L147 134H145ZM151 135V134H150ZM149 135V136H150ZM155 135V134H154ZM186 135V136H187ZM195 135H196V137H195ZM199 135V136H198ZM200 135H204L203 137L202 136H200ZM210 137H209V136ZM148 136V137H149ZM168 136V137H167ZM171 136V137H170ZM193 136H194V138H197L198 139V137H202V139H200L199 138V140L198 141H196L195 139H193ZM205 136H207V137H205ZM167 137V138H166ZM170 137V138H169ZM190 137V136H189ZM143 138V139H144ZM180 138H178V139H180ZM204 138V139H203ZM206 138V139H205ZM158 139V140H157ZM165 139V140H164ZM166 139H170V140H168V142H169V144L167 143V141H166ZM184 139V140H183ZM208 139V142L206 141ZM210 139V140H209ZM163 141V145H162V142L161 141ZM183 140V141H182ZM202 140L203 141H206V143L205 144H207L208 145V147L206 148V146L207 145H205L204 143V145H202ZM143 141V140H142ZM141 141V142H142ZM148 141V140H147ZM146 141V142H147ZM149 141H151V140H149ZM157 141H159V142H156ZM209 141H210V143H209ZM123 142H125V141H123ZM146 142H144V143H146ZM198 142H200L201 143V145H198ZM212 142V143H211ZM151 143V142H150ZM149 143V144H150ZM153 143V142H152ZM161 143V144H160ZM164 143H165V145H164ZM168 144V146H167V144ZM193 143V141L191 142V146L193 145L192 144ZM199 143V144H200ZM125 144V143H124ZM126 144H127V142H126ZM130 143H128V145H129ZM133 144V143H132ZM147 144H148V142H147ZM160 145L159 147H160V149L159 148H157L158 146L157 145ZM141 145H142V143H141ZM153 145H154V147H153ZM178 145V146H177ZM189 145V146H190ZM194 145V146H195ZM218 145V146H217ZM163 146H165V147H163ZM190 146V147H191ZM204 146V147H203ZM219 146H222V148H220ZM162 147V148H161ZM179 147V148H178ZM196 147V146H195ZM195 147H192L191 149H193V151H194V148ZM217 147H218V149H217ZM7 148V147H6ZM128 150H127V149ZM132 148H134V149H136V147H132ZM153 148V149H152ZM196 148V149H197ZM219 148H220V151L222 152H220V154H219ZM124 149H125V153H128V151H129V149L132 151V149L131 148H128V146L126 147H124ZM134 149H133V151H134ZM159 149V150H158ZM171 149V150H170ZM178 149H180V150H178ZM215 149H217V150H215ZM137 150V149H136ZM158 150V151H157ZM163 150V149H162ZM170 150V151H169ZM6 151H7V149H6ZM5 151V153H8V152H6ZM130 151V152H131ZM132 151V153L130 154V155H132L134 152ZM165 151V150H164ZM165 151V152H166ZM171 151H172V153H171ZM189 151V150H188ZM196 151H198V149L196 150ZM129 152V153H130ZM166 152V153H167ZM218 152V153H217ZM128 153V154H129ZM135 154V153H134ZM133 154V155H134ZM161 154V153H160ZM173 154V155H172ZM217 154H219V155H217ZM167 155H165L166 157H167ZM199 156V157H196V156ZM157 156V155H156ZM160 157H162L161 155H159ZM158 156V157H159ZM165 156H163L164 157V159H166V157ZM200 156H202L201 158L202 159H206L204 162H206L207 164L205 165V163L204 164H201L202 163V159L200 158ZM214 158H213V157ZM218 156V158H216ZM163 157H162V160L160 159V162L162 161V164L164 163V166H162V165H160V166H162V167H167L168 165H169V163H167L166 161H164V159H163ZM211 157H212V159H211ZM171 158V160H169L168 161V159H170ZM178 159V160H175V159ZM174 160H175V162H174ZM180 160V161H179ZM138 163V162H137ZM165 164H168V165H165ZM184 164V165H183ZM173 165V166H174ZM179 166H178V168H179ZM184 168H183V167ZM177 168V169H178ZM168 169H169V167H168ZM168 169H166V171H165V168H164V172H163V174L165 173V175H166V172L167 171H169ZM170 172V171H169ZM178 172V173H177ZM177 173V174H176ZM216 174H219V175H217V176H220V178L218 177V180H219V182H215L216 180H214L213 179V177H214V175H216ZM151 179H153V178H151ZM164 179V178H163ZM165 179H167V178H165ZM201 179H202V182H201ZM146 180V179H145ZM196 182V184H194ZM197 182H198V185H197ZM150 183H153V180H152V182H150ZM155 183V182H154ZM147 184V183H146ZM164 184V183H163ZM151 185V184H150ZM154 185V184H153ZM166 185H167V183H166ZM177 185V186H176ZM154 186H157V185H154ZM168 186V185H167ZM166 186V187H167ZM170 186V185H169ZM169 186L167 187L168 189H169ZM156 189V188H155ZM160 190V188H157L156 190ZM169 189V190H170ZM164 190H167V189H164ZM172 190H174L173 192H172ZM176 190V191H175ZM55 193H56V191H54ZM178 194H181L182 196H181V200H180V197H179V199H178ZM58 195V194H57ZM169 197H171V196H169ZM180 200V201H179ZM180 202H181V210H180ZM176 203H177V205H176ZM178 203H179V206H178ZM160 205H163V204H161L160 203ZM155 206H158L157 204L155 205ZM173 210V211H172ZM174 210H175V212H174ZM176 211H178V212H176ZM165 213V214H166ZM170 216V217H169ZM158 219V220H157ZM153 219H151V221H152ZM154 221V220H153ZM161 223H163V224H161ZM153 225H154V228H155V226H157V225H155V223H152ZM150 225V224H149ZM153 225H150L151 226V228L153 227ZM149 226V227H150ZM140 231V230H139ZM146 236V235H145ZM141 237V236H140ZM139 237V238H140ZM142 238V237H141ZM140 238V239H141ZM145 239V238H144ZM143 240V239H142ZM145 241V240H144ZM126 242H128V243H126ZM116 243H118V242H116ZM132 243H133V241H132ZM108 244V243H107ZM101 245H103V244H101ZM104 245H106V243H104ZM108 245H110V244H108ZM139 245V247H137ZM144 246V247H143ZM148 248V250H147V248ZM137 248V249H136ZM139 248V249H138ZM143 249L142 251L140 250V249ZM101 249V250H100ZM102 249H105V250H103V251H107V252H103V253H105V254H103L102 253V256H101V251H102ZM115 251H113V250ZM117 250H119L118 252H117ZM139 251L138 253L139 254H141V255H139V254H137L136 253V251ZM145 250V251H144ZM147 250V251H146ZM151 250V251H150ZM109 251V252H108ZM133 252V256L131 255V253ZM146 252H148L149 254H147ZM124 254V255H122V256H117L118 254ZM129 253V254H128ZM107 255V256H106ZM129 255H130V257H129ZM136 255V256H135ZM138 255H139V257H138ZM104 256H106V257H104ZM135 256V257H134ZM29 257V256H28ZM99 257V258H98ZM102 257V258H101ZM132 257H134L133 259H131ZM145 257V258H144ZM106 258V259H105ZM108 258L110 261L111 260H115V258ZM120 259H122V261H120ZM124 259V260H123ZM127 259V260H126ZM28 260V259H27ZM114 260H113V262L111 263L110 261V263L109 264H113L114 263ZM143 260H144V262H143ZM95 261V260H94ZM94 261L92 262L93 264H95L94 263ZM15 262V261H14ZM103 262V261H102ZM106 262V261H105ZM108 262V261H107ZM133 262V263H134ZM143 262V263H142ZM99 263V262H98ZM127 263V262H126ZM127 263V264H128ZM134 263V264H135ZM13 264V263H12ZM87 264V263H86ZM88 264H90V262H88ZM107 264V263H106Z\"/></svg>",
	"mask_w": 264,
	"mask_h": 264
}]
</instances>
